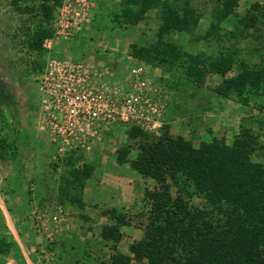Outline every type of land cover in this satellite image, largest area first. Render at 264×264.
Returning a JSON list of instances; mask_svg holds the SVG:
<instances>
[{"label": "rangeland", "instance_id": "374dc122", "mask_svg": "<svg viewBox=\"0 0 264 264\" xmlns=\"http://www.w3.org/2000/svg\"><path fill=\"white\" fill-rule=\"evenodd\" d=\"M121 1L87 0L90 21L87 25H82L70 38H58L53 43L49 56L84 60L95 66L104 63L113 73V79L122 87L132 68L143 67L145 72L142 77L150 80L155 89L156 100L165 105L161 127L158 132L153 131L155 134H159L165 124H171L170 118H167L168 111L174 110L175 105L177 108L189 110L184 120V123L189 121L184 124L187 128L193 125L195 118L190 112L207 114L221 112L227 107L231 110L240 107L241 118L236 123L235 131L233 129L232 133L227 134V131L221 128L215 132L210 128L208 133L211 137L212 134L223 136L225 141L231 144L241 128H249L258 133L259 141L264 145V95L251 97L246 105L240 104L234 99L218 96L209 89L220 82L219 74L207 75L203 86L205 88L198 90L195 84L180 76H173L160 66H152L131 56L132 43L148 44L155 40L159 21L157 10L151 9L135 26H119L113 18L114 13L120 9ZM192 1L204 11L196 29V35L202 36L209 25L213 3L207 2L204 5L205 0ZM256 1L261 0H239L235 8L236 15L229 16L228 21H224L222 25L234 29L236 21L245 15ZM79 2L72 1L67 9L63 7L64 0H61V4L53 11L50 23L53 30L59 14L62 12L69 16V13L77 10ZM41 16L34 11L20 14L10 4V0H0V83L15 104V115L19 122L5 110L2 111L5 122L0 123V136L11 141L15 149L11 147L13 154H7L5 160L0 159V231H18L22 240L21 237L17 240L27 264H104L109 254L114 251L130 254L129 244L142 237L143 225L153 203L144 195V191L154 190L157 184L152 178L142 177L131 169L128 162H117V151L124 145L130 146L127 155L129 159L135 158L138 153L136 142L128 136L129 128L135 126L134 124L115 121L112 125L114 133L106 137L105 130L98 133L76 132L75 135L79 138L75 136L73 139L78 140L73 142L71 148L64 150L60 148L59 141L52 140L42 128L39 72H43L49 52L43 46L42 53L33 51L28 46L29 36L38 22L44 20ZM260 30L264 39V25L260 26ZM260 30L254 33L258 34ZM167 37L180 44L184 50L193 53L202 51L215 55L217 51L215 42L203 38L195 40L193 35L184 32H173ZM250 39L255 45V40ZM224 45H228V42L225 41ZM243 58L251 66L259 62V56L256 54H244ZM236 71L234 66L227 75ZM236 112L239 113V110ZM184 134L185 138L192 140L196 145L204 140L201 134H196L193 129ZM24 139L29 142L24 144ZM75 144L77 146L74 147ZM95 144L100 145L96 150L93 149ZM73 152L78 157L75 167L82 168L85 164L93 166L85 184L95 183L96 188L94 192L87 193L85 198L83 190L84 207H79L68 199L61 201L60 197L65 186L64 178L69 172L66 158ZM102 153L106 164L104 160L103 164L97 165L91 162L92 156L97 157ZM111 156L117 168H126L130 170L129 173H133L129 180L126 178L124 186L133 185L134 188H126L118 204L111 203L112 200L110 197L108 200L104 192L99 193V177H104L105 169L110 168L107 158ZM251 158L253 161H264V148L261 147L258 152L251 154ZM172 191H175L174 187ZM201 201L202 199L195 195L191 197L194 205ZM110 209L123 214L128 221L120 225L121 237L117 242L105 241L101 236L104 225L116 223L109 212ZM81 240L86 242L80 246L78 241ZM0 259L3 264H17L5 255H0Z\"/></svg>", "mask_w": 264, "mask_h": 264}, {"label": "trees", "instance_id": "16d2710c", "mask_svg": "<svg viewBox=\"0 0 264 264\" xmlns=\"http://www.w3.org/2000/svg\"><path fill=\"white\" fill-rule=\"evenodd\" d=\"M207 2L213 5L202 36L196 35V29L204 11L192 0H122L113 21L119 26H135L146 12L156 9L159 22L155 40L148 44L132 43L130 55L180 76L198 90L205 88L207 75L219 74L220 82L209 89L246 105L251 97L264 95V39L260 30L264 25V0L253 3L236 21L234 29L222 23L236 15L239 0H205L203 4ZM11 3L20 14L34 11L42 15L44 20L38 22L28 39L29 48L42 53L44 38L53 32L50 23L54 8L61 0H11ZM257 30L260 33H254ZM173 32L215 42L216 54L184 50L168 39ZM225 41L228 45H224ZM244 54H256L259 62L247 64ZM234 66L236 73L227 75ZM3 110L18 120L15 104L0 83V123L5 122ZM128 136L136 142L138 153L129 159L130 146L124 145L117 151V162H128L131 169L142 177L152 178L157 186L144 191L153 203L142 237L129 244L130 254L114 251L104 264H264V161L251 158V154L264 148L257 132L241 128L231 144L223 136L213 135L211 140L196 145L182 135H172L169 124L159 134L132 125ZM28 142L24 139V144ZM11 147V141L0 136L1 160L13 154L15 148ZM77 159L75 152L66 158L69 172L60 197L61 201L68 199L84 207L85 180L93 166L75 167ZM194 195L202 199L195 205L191 202ZM109 212L116 223L104 225L101 236L105 241L117 242L121 237L120 225L128 221L114 209ZM0 254L18 262L21 258L15 241L5 236L0 237Z\"/></svg>", "mask_w": 264, "mask_h": 264}, {"label": "built area", "instance_id": "2783aa9c", "mask_svg": "<svg viewBox=\"0 0 264 264\" xmlns=\"http://www.w3.org/2000/svg\"><path fill=\"white\" fill-rule=\"evenodd\" d=\"M72 1L79 2L64 0L63 7L68 9ZM76 9L69 16L61 12L53 35L42 43L49 52L39 76L42 128L63 150L78 140L73 139L76 132L98 133L113 127L115 121L158 132L165 105L156 100L150 80L142 77L143 67L132 68L122 87L104 63L95 66L84 60L49 56L58 38H70L90 21L87 0H81Z\"/></svg>", "mask_w": 264, "mask_h": 264}, {"label": "crops", "instance_id": "0c3cea01", "mask_svg": "<svg viewBox=\"0 0 264 264\" xmlns=\"http://www.w3.org/2000/svg\"><path fill=\"white\" fill-rule=\"evenodd\" d=\"M10 4L11 0H10ZM13 6V5H12ZM14 7V6H13ZM176 102H178V100H176ZM227 103V102H226ZM229 104V102H228ZM227 107V106H226ZM237 107V106H236ZM236 110H239V113L236 112ZM189 110L186 109H181V108H177V106L175 105L174 110H170L168 111V116L167 118H170V131L171 133L175 134V135H186L184 134L185 132H190V130H194L196 131V134L199 133L201 134V136L203 137L204 140L208 141L211 140V135L208 133L209 130H211L210 128H212V131L214 130V132L216 131V129H223L225 131H227L228 133H232L233 129L234 131L236 130V123H238L240 121V111H242V109L240 107H237L233 110H231V108L227 107V108H223V110H221V112H217V113H207V114H200V113H194V112H190L192 113L191 115H195L194 121H193V125H190L189 128H187L186 126H184V124H188V122L184 123V120L186 119V112H188ZM193 111V110H192ZM190 115V116H191ZM114 130L112 127L109 128L108 130L104 131V137L108 136L109 134H113ZM205 131H207V133H205ZM214 135V134H212ZM100 144V143H99ZM97 146H100L98 144H95L93 146V149L96 150ZM104 155L103 153L101 155H97V157L92 156V158H90L91 162H93L94 164H103V160L105 162V157L102 156ZM107 158V157H106ZM108 164H110V168H106L105 169V173L104 177H99V179H101V181L99 182V193L104 192L103 194H105V197L109 200H112L111 203L113 202L114 204H118L120 201L121 196L124 194V192L126 191V188H134L133 185H125L124 186V182L126 181V178L129 180V177L131 178V176H133V173H129L130 170L126 169V168H117L116 165L112 162V156L108 157ZM111 160V161H109ZM107 162H105L106 164ZM109 173V177H107V174ZM115 173V174H114ZM104 179V181L102 180ZM106 179V180H105ZM95 183H90V184H85V188H84V198L86 196L87 193L89 192H94L95 189ZM130 190V189H128ZM90 201V200H89ZM6 226V225H5ZM8 226V225H7ZM2 227L0 226V229ZM8 229V227H6ZM9 233V234H8ZM7 237V239H11L13 241H15L17 247L20 250V254H21V258L19 259H14L11 256H7L8 258L14 260V262H16L17 264H23L22 262H24L25 264H27L26 259L24 257V254L20 248V245L18 243L17 238L21 237L20 234L18 233V231L16 230L14 233L11 231H8L6 233H3L2 231H0V237ZM22 240V237H21ZM86 241L81 240L80 242L78 241V244L83 245ZM2 255V254H0ZM6 256V255H5ZM2 262V263H1ZM0 264H3V261L0 259Z\"/></svg>", "mask_w": 264, "mask_h": 264}]
</instances>
